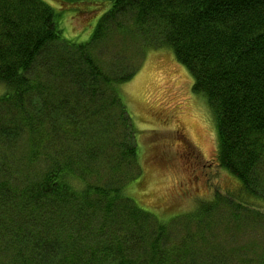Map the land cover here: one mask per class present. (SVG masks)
<instances>
[{
    "label": "trees",
    "instance_id": "1",
    "mask_svg": "<svg viewBox=\"0 0 264 264\" xmlns=\"http://www.w3.org/2000/svg\"><path fill=\"white\" fill-rule=\"evenodd\" d=\"M116 37L174 51L238 190L177 215L91 181L108 151L109 173L141 168L119 93L138 66L101 54ZM0 85V264H232L224 231L252 226L234 208L264 211V0H0Z\"/></svg>",
    "mask_w": 264,
    "mask_h": 264
},
{
    "label": "rangeland",
    "instance_id": "2",
    "mask_svg": "<svg viewBox=\"0 0 264 264\" xmlns=\"http://www.w3.org/2000/svg\"><path fill=\"white\" fill-rule=\"evenodd\" d=\"M73 20L78 23L74 29L82 30L81 20ZM85 36L77 39L83 40ZM122 38L116 37L114 45L105 46L101 54L107 62L117 56L118 60L130 63L131 68L138 66L136 75L119 86V93L127 108L129 123L135 130L133 142L138 149L141 168L132 163L136 169L109 173L105 168L110 165L113 154L108 151V157L94 165L98 176L90 177L91 181L101 185L107 180L120 186L124 183L127 195L177 215H187L200 201L213 199L217 189L238 190V182L217 166L218 138L213 112L205 98L193 92L194 79L189 70L169 47L142 49V39ZM4 91L5 87L0 85V96ZM118 131L122 139L126 132L120 124ZM128 132L131 133L130 129ZM137 175H141V180L134 186L135 182L130 183L129 179ZM225 208L227 211L228 206ZM260 208L264 210V205ZM233 215H248L252 226L249 230H240L236 236L229 230L224 231L220 239L226 249L221 252L223 260L229 256L232 264H261L264 217L249 207L245 210L234 208ZM186 220L179 221L188 223ZM181 228L178 232H182ZM215 255L219 257V252Z\"/></svg>",
    "mask_w": 264,
    "mask_h": 264
}]
</instances>
